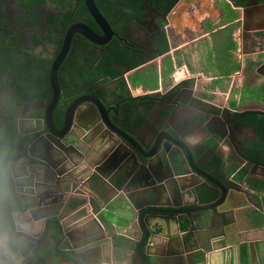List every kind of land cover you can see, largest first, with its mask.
<instances>
[{
	"label": "water",
	"instance_id": "95a60500",
	"mask_svg": "<svg viewBox=\"0 0 264 264\" xmlns=\"http://www.w3.org/2000/svg\"><path fill=\"white\" fill-rule=\"evenodd\" d=\"M83 1L102 34H96L83 23L77 25L76 31L92 44L109 42L114 32L94 0ZM255 27V30L242 27V43L251 45L249 53L253 62L259 64L255 72V86L262 91L264 97V22ZM67 43L50 69L49 100L41 101V109L34 108L27 115L23 116L19 111V116L11 121L15 126L14 140H0V147L6 150L0 152V181L4 179L17 205L8 212L7 222L0 224L2 237H7V247L0 246V264H46L51 262L47 255V250L51 248L55 255L68 253L79 261H85V257L92 253L98 254L103 246L102 241L90 244L87 235H80L77 231L86 214L82 215L84 203L80 206L79 202L74 203V199H77L74 194L80 193L82 188L77 186L85 178L106 194L114 195L109 200L111 215L118 216L115 211L117 208H125L127 211L132 209L130 220L142 232L141 239L131 241L134 245V258L140 264H202L201 259L198 261L197 257L192 258L189 253L192 248L199 247L205 248L201 255L203 264L209 261L206 254L212 252L213 255H218L222 264H235V261L245 264L240 260L241 254H245L248 264H256L255 259L257 264H264V237L259 235L260 229H264V217L261 223L256 217L252 219L253 226L246 230L251 235L246 239H241L240 234L236 236V247H226L228 241L225 242L226 238L222 235L226 233V228L222 232L219 230L215 237L209 236L208 230L202 231L207 236L199 237L197 224L204 207L199 203L200 196L197 195L196 188L203 185L215 193L217 188L225 191L219 179L214 177L222 169L212 171L211 160L204 161L201 153L199 160H195L193 147L187 145L188 142L177 129L173 128V133L164 128L151 136L144 133H140V136L145 135L142 137L133 136L132 130L121 127L116 121L118 117L114 105L108 102L109 94H88L73 100L65 108L60 124H56L53 112L60 97L56 73L59 62L67 51ZM259 79L261 81L258 83ZM14 99L17 112L18 109L21 110L20 105L29 101L31 105L36 102L33 99L25 101L20 94ZM164 102L161 101L162 104ZM5 121L6 115L0 112V129L5 127ZM25 121L31 124L28 129H25ZM98 130L105 135L102 136L101 150L94 153L92 146H88L87 139L88 134H95ZM94 149L97 147L94 146ZM163 159H167V173L162 169ZM83 174L84 179H78ZM99 178H103L104 184L99 182ZM108 178L114 181L112 186H106L110 182ZM169 181L177 193L164 197L166 202L162 203L158 187L155 186L161 182L167 185ZM233 186L235 187L234 184ZM185 189H189L193 201L182 204V198L186 199L185 202L191 200L185 193L180 195L179 192ZM120 193L126 202H119L122 198ZM211 195L215 196L214 193ZM173 196L175 197L172 198ZM130 198L135 207L129 204ZM29 200L32 204L27 206ZM191 204L195 206L189 207ZM93 220L101 228L95 217ZM42 222L45 225L37 232L36 227ZM184 225L187 227L182 232L181 239H175L179 243L178 249L169 247L172 239L167 241L166 246L165 242H157L163 233L170 236L173 226L181 230ZM155 236L158 237L154 239ZM215 260L210 261L211 264ZM64 261L67 260H60L58 264H63L61 262ZM73 263L77 264L75 261Z\"/></svg>",
	"mask_w": 264,
	"mask_h": 264
},
{
	"label": "crops",
	"instance_id": "0c3cea01",
	"mask_svg": "<svg viewBox=\"0 0 264 264\" xmlns=\"http://www.w3.org/2000/svg\"><path fill=\"white\" fill-rule=\"evenodd\" d=\"M263 7L264 0H180L173 12L171 28L167 32L169 51L133 71L123 70V80L131 93L129 99L144 95V100L152 102L148 106L147 102L144 103L143 108L137 107L138 115H134L141 119L143 124L135 129L127 125L131 128L129 130H132L133 136H151L164 128L173 133L174 126L178 131L180 129L179 133L184 136L187 145L193 147L195 160H199L201 149L217 151L223 169L214 177L219 179L225 191L217 188L215 193L203 185L196 188L197 195L200 196L199 203L204 207L197 231L201 238L207 236L202 233L205 230L209 231V236L215 237L219 230L222 232V229L226 228V233L222 235L226 238L225 242L228 241L227 248L238 246L235 242L238 234L242 236L241 239L251 235L246 230L253 226V218L256 217L261 223L264 217V142L251 127L235 121L225 122L228 116L224 114L225 110L236 115L264 111L262 91L259 90L260 95L257 85L255 86V72L259 64L253 62L252 55L248 53L251 45L242 43L241 35L242 27L255 30L256 25L264 22ZM190 8L192 12L189 11ZM180 66L187 71L185 77L182 74H174ZM185 78L188 81H182L187 82L185 87L182 85L177 89L175 84ZM131 80L136 82L131 84ZM260 81L257 80L258 83ZM2 101L5 103V100ZM115 101H119L117 96L115 100L111 96L108 99L112 105ZM161 101H165L164 106L158 111L157 106L162 104ZM127 102L130 103V100L124 101ZM130 110L134 113V108ZM156 115L164 118L153 121ZM154 122H157V127L151 126ZM24 125L25 129L31 126L29 121H25ZM140 133L144 134L140 136ZM104 135L100 130L95 134H88V146H92L94 153L101 150ZM94 146L97 149H94ZM166 165L167 159H163L162 169H165V173ZM78 179H84V174L79 175ZM108 180L110 182L105 183L106 186H112L114 181L110 178ZM99 182L104 184L105 181L99 178ZM78 187L82 189L79 194H74L78 199H74V203L79 202V206L84 203L85 210L82 215H86L77 231L80 235H87L90 244L102 241L103 246L98 254L86 256L85 261H79L68 253L55 255L51 248L47 250L51 262L46 264H58L60 260H67L65 263L61 262L63 264H74V261L77 264H140L139 260L134 258V245L131 241L141 239L142 232L130 220L132 209L127 211L125 208H117L115 211L118 216L111 220L112 215L109 213L108 217L107 213L112 211L109 200L114 195L106 194L88 183L86 178ZM155 187H158L162 203L166 202L164 197L176 192L170 181L167 185L161 182ZM179 193L181 196L185 193L191 198L188 202L182 198V204L193 201L189 189ZM212 193L215 196L212 197ZM120 196L122 198L119 202H126L121 193ZM79 206L78 208H81ZM131 206L135 207L134 202ZM94 216L101 228L94 222ZM215 226L218 228H213ZM186 227L187 225H184L179 230L173 226L170 236L163 233L157 242H165L166 246L167 241L172 239L169 247L178 249L179 243L175 239H181ZM260 232L259 235L264 237V229H260ZM2 235L3 233L0 234ZM5 241L7 242V239L0 241V246L5 247ZM204 250L205 248L200 247L192 248L189 253L192 258L197 257L198 261L201 259L203 264L201 255ZM210 254H206L209 259L207 264H211L214 259L216 260L213 264H222L217 254ZM240 258L248 264L245 254H241ZM255 263L257 264L256 259ZM235 264L239 262L235 261Z\"/></svg>",
	"mask_w": 264,
	"mask_h": 264
},
{
	"label": "flooded vegetation",
	"instance_id": "af4514ba",
	"mask_svg": "<svg viewBox=\"0 0 264 264\" xmlns=\"http://www.w3.org/2000/svg\"><path fill=\"white\" fill-rule=\"evenodd\" d=\"M162 1L165 0H160V3ZM179 1L174 0L172 6L166 12H162L163 9L159 10L158 6L156 8L149 5L150 0H146L141 7L142 12L140 17L134 19L121 32L116 29L118 28L117 26L113 25L109 19L101 14L110 26L112 32H114V35L109 42L96 45L85 40L76 31L77 25L83 23L89 26L96 34H102L98 26L91 19L83 0H0V112L6 115L5 127L0 129V140L7 142L14 140V136L12 137L10 135L9 129L13 124L11 121L14 117L19 116V111H21V115H27L34 108H40L41 101L49 100L50 69L58 54L66 45V42H68L67 51L63 59L59 62L56 73L59 79V85L63 82L62 80L66 79V76L69 78V72H72L70 73L72 75L75 74V69L69 70V58L75 52H77L78 56H81L84 51H90L93 54L96 60L91 58L89 61L85 60L83 62L84 65L81 64L87 68L86 65L91 63V70L103 67L100 66L102 60L115 47L122 49L121 54L127 55L128 58L114 63V71L119 74L117 77L112 75L107 79L96 77L90 80L89 85L83 86L79 90L74 85H70L71 92L60 88V97L56 106L58 104L65 105V110L70 102L83 95L92 94L99 96L109 94V97L111 96L113 100H115L116 96L119 98V101H115L113 108L118 117L116 121L120 123V126L127 129H131L127 125L134 127V129L141 126L143 124L141 119H137L135 116L138 115L137 107H145L144 103L148 100H144L146 98L144 95L136 98L131 96L132 100L129 99L131 93L123 80V70L127 69V72L133 71V69L144 66L169 51L167 50V32L171 28V20L174 18L172 17L173 12ZM82 4L85 10L80 8ZM189 11L192 12L191 8ZM119 19L123 21L122 17ZM163 41H165L166 48L160 51ZM249 51L250 49H248V53ZM136 58L139 59V62L132 65L131 62H134ZM174 74H182L185 77L187 71L180 66ZM173 78L175 79V77ZM121 81L124 83L123 86L120 85ZM182 81H187V79L178 81L175 87L179 86L180 88L182 86L181 84L186 85L188 82ZM19 94L25 101L33 99L36 102L31 105L29 103L31 101H29L25 105H20L21 110L18 109L17 112V106L14 105V102L16 103L14 97ZM2 100H5V103ZM126 100L131 101L130 103H124ZM151 104L152 102L149 101L146 106ZM162 106L164 104L157 106V110L159 111ZM130 108H134V113ZM257 113L264 114V111ZM224 114L228 116L225 122L234 123L235 121L240 123V119L245 113L236 115V113L226 112L225 110ZM153 115L155 114L153 113ZM159 118H164V116L156 115L153 121ZM53 119L56 120L55 118ZM126 119H130V123L128 121L126 122ZM157 122H154L151 126L157 127ZM173 128L176 129L174 126ZM178 132H180V129ZM1 150L3 151L2 147H0ZM200 153L204 161L211 160L210 164L214 165L215 159L218 157L216 150L201 149ZM221 169H223V164L220 160L218 169L211 170L216 172ZM31 204L32 201L29 200L27 206ZM16 206L12 195L7 189V184H5L3 179L0 181V224L6 221V216L10 209ZM22 206L24 207L25 204ZM38 225L36 230L40 232L45 222H42L40 226ZM2 233L3 230H0V234ZM3 239L5 238L0 236V241ZM4 244L7 247L6 241Z\"/></svg>",
	"mask_w": 264,
	"mask_h": 264
},
{
	"label": "trees",
	"instance_id": "16d2710c",
	"mask_svg": "<svg viewBox=\"0 0 264 264\" xmlns=\"http://www.w3.org/2000/svg\"><path fill=\"white\" fill-rule=\"evenodd\" d=\"M94 1L101 14L105 16L107 19H109V21L113 25L117 26L118 28L116 29L121 32V30L127 27L132 21H134V19L140 17L142 12L141 7L146 0H94ZM173 2L174 0H165L162 1L161 3L160 0H150L149 5L154 7L158 6L159 10L163 9L162 12L164 11L166 12L172 6ZM80 8L84 9L83 4L80 6ZM120 17L123 18V21L119 19ZM116 45L119 46L118 44ZM165 48H166V44L165 41H163L161 49L164 50ZM121 51L122 49H120L119 47H115L112 50V52L108 56H106L104 60H102L100 66L103 67H99L94 70L90 69V67H92L91 63H88L86 65L87 68L81 65L85 60L89 61L91 58L96 60L90 51H84L81 56H78L77 52H75L69 58V68H70L69 70L75 69L74 70L75 74L72 75L70 74L72 72H69L68 73L69 78H67L66 76V79L62 80L63 82L60 83V88L65 91L69 90L68 92H71L70 85H74L75 87H77L76 89L79 90L83 86L89 85L90 80L96 77H102V79H107L110 75L117 77L119 74L118 72L114 71V66H115L114 63L128 58L127 55L121 54ZM138 62L139 59L136 58L135 61L131 63L132 65H135ZM81 66L83 69L80 68ZM75 75H79V76H75ZM85 79H87V81H85ZM120 85L123 86L124 83L121 81ZM14 105L17 106L15 102ZM64 106L58 104L53 112V118L56 119L55 121L57 122V124H59L62 118V114L64 112ZM129 120L130 119H128L127 121L130 123ZM240 123L255 129L259 139L264 142V114L257 112L246 113L241 117ZM14 132H15V126L12 125L9 129V133L11 136H13ZM3 151L6 152L4 147H3ZM3 151L1 150L0 152ZM260 156L261 155L259 154V157ZM219 166H220V159L216 157L213 165V170L218 169Z\"/></svg>",
	"mask_w": 264,
	"mask_h": 264
},
{
	"label": "rangeland",
	"instance_id": "374dc122",
	"mask_svg": "<svg viewBox=\"0 0 264 264\" xmlns=\"http://www.w3.org/2000/svg\"><path fill=\"white\" fill-rule=\"evenodd\" d=\"M134 82H136V80H131V84H133ZM257 92H258V93L261 95V93L259 92V89H257ZM109 213L111 214V212H110V211H108V213H107V216H108V217L110 216V214H109ZM114 217H115V216H114V215H112V217H111V220H112V219H114Z\"/></svg>",
	"mask_w": 264,
	"mask_h": 264
},
{
	"label": "built area",
	"instance_id": "2783aa9c",
	"mask_svg": "<svg viewBox=\"0 0 264 264\" xmlns=\"http://www.w3.org/2000/svg\"><path fill=\"white\" fill-rule=\"evenodd\" d=\"M95 217V216H94Z\"/></svg>",
	"mask_w": 264,
	"mask_h": 264
}]
</instances>
